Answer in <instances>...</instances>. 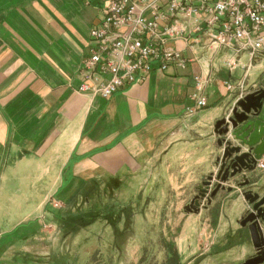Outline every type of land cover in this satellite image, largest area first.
Masks as SVG:
<instances>
[{
  "label": "crops",
  "instance_id": "obj_1",
  "mask_svg": "<svg viewBox=\"0 0 264 264\" xmlns=\"http://www.w3.org/2000/svg\"><path fill=\"white\" fill-rule=\"evenodd\" d=\"M101 9L98 0H0L1 253L5 232L16 243L27 240L33 228L16 233L15 226L53 219L47 210L51 200L66 202L81 190L107 188L110 181L125 187L177 184L185 177L196 187L215 172L222 148L213 124L240 97L237 85L245 83L244 94L264 88V50L251 57L241 49L230 69L222 60L234 50H208L209 38L203 36L201 46L174 43L189 59L183 68H154L143 82L108 98L80 93L78 69ZM197 74L208 79L207 105L189 115L185 108L194 105L189 94ZM224 81L235 89L226 90ZM259 118L264 121V99ZM256 182L264 184L263 173ZM243 190H220L211 204L190 212L200 216L217 206L215 241H230L217 250L224 264H241L255 252L249 230L238 222L249 207Z\"/></svg>",
  "mask_w": 264,
  "mask_h": 264
},
{
  "label": "rangeland",
  "instance_id": "obj_2",
  "mask_svg": "<svg viewBox=\"0 0 264 264\" xmlns=\"http://www.w3.org/2000/svg\"><path fill=\"white\" fill-rule=\"evenodd\" d=\"M262 173L249 175L250 180H260ZM110 182L107 188L77 192L61 207L48 206L51 221L36 223L33 218L15 226L16 233L33 228L27 240L12 242L5 232L0 264H169L167 246L172 242L179 251L178 264H224L217 250L230 241H215L220 235L212 223L217 206L200 216L183 211L197 193V182L185 177L177 184L116 187Z\"/></svg>",
  "mask_w": 264,
  "mask_h": 264
},
{
  "label": "built area",
  "instance_id": "obj_3",
  "mask_svg": "<svg viewBox=\"0 0 264 264\" xmlns=\"http://www.w3.org/2000/svg\"><path fill=\"white\" fill-rule=\"evenodd\" d=\"M102 17L89 32L91 48L80 68L78 91L108 98L123 87L143 82L154 70L169 65L186 66L188 58L174 46L184 40L192 48L208 37V50H234L222 60L233 69L236 53L249 51L251 57L264 50V0H98ZM207 77H193L189 98L194 105L185 108L193 114L207 105L204 90ZM226 90L235 86L224 81ZM242 97L245 83H239ZM264 169V156L256 170ZM54 207L59 201L51 200Z\"/></svg>",
  "mask_w": 264,
  "mask_h": 264
},
{
  "label": "water",
  "instance_id": "obj_4",
  "mask_svg": "<svg viewBox=\"0 0 264 264\" xmlns=\"http://www.w3.org/2000/svg\"><path fill=\"white\" fill-rule=\"evenodd\" d=\"M263 99L264 88L251 90L236 100L227 116L214 122L216 142L222 148L216 156L215 172L202 178L197 193L183 209L185 213H198L220 190L230 192L234 186L243 187L241 194L249 207L238 222L249 230L255 252L241 264H264V185L247 175L256 172L257 161L264 156V121L259 118ZM230 181L234 186L228 185Z\"/></svg>",
  "mask_w": 264,
  "mask_h": 264
},
{
  "label": "trees",
  "instance_id": "obj_5",
  "mask_svg": "<svg viewBox=\"0 0 264 264\" xmlns=\"http://www.w3.org/2000/svg\"><path fill=\"white\" fill-rule=\"evenodd\" d=\"M167 248H169L168 250L172 252V256L169 257L168 263L169 264H178L179 261V254H178V250L175 248L174 243H170L168 244Z\"/></svg>",
  "mask_w": 264,
  "mask_h": 264
},
{
  "label": "flooded vegetation",
  "instance_id": "obj_6",
  "mask_svg": "<svg viewBox=\"0 0 264 264\" xmlns=\"http://www.w3.org/2000/svg\"><path fill=\"white\" fill-rule=\"evenodd\" d=\"M257 171V170H256ZM197 190V189H196Z\"/></svg>",
  "mask_w": 264,
  "mask_h": 264
}]
</instances>
